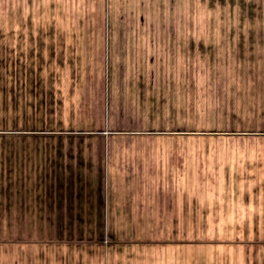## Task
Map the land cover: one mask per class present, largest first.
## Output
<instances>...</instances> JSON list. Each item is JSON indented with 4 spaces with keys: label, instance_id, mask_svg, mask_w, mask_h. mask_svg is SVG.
Segmentation results:
<instances>
[{
    "label": "crops",
    "instance_id": "obj_1",
    "mask_svg": "<svg viewBox=\"0 0 264 264\" xmlns=\"http://www.w3.org/2000/svg\"><path fill=\"white\" fill-rule=\"evenodd\" d=\"M191 6L186 14L194 15ZM216 9L219 19L205 26L218 30L211 39L264 37V0H220ZM234 10L242 14H232ZM151 12L150 23L142 25V39L154 40L151 52L159 64L153 65L157 58L148 53L145 69L162 76L164 27L161 14L157 18ZM45 25L46 53L49 39L65 38L54 35L58 25L49 26L50 34ZM193 28L188 15L187 21L176 22L170 38V75L178 77L173 86L181 91L173 101L187 105L194 101L189 75L195 70L188 68L189 53L195 51ZM220 50L209 49L216 56ZM184 59L186 66L179 67ZM45 60L43 55L46 76L60 72L46 68ZM230 71L238 72L237 79L264 76V70L256 69H203L204 77H224L217 88L203 86L204 123L217 126L202 130H196L193 117L171 119L173 128L165 132L89 128L87 122L85 129L0 132L49 140L41 148L22 151L26 155L15 150L0 159V264H264V131L241 128L237 119H226L232 128L220 121L224 105L219 102L228 90ZM262 82L254 88L264 93ZM247 85L243 88L252 89ZM251 109L254 115L256 108ZM256 115L257 120L246 123L261 120ZM164 135L175 142L166 154L117 142ZM195 138L209 142L197 148Z\"/></svg>",
    "mask_w": 264,
    "mask_h": 264
},
{
    "label": "rangeland",
    "instance_id": "obj_2",
    "mask_svg": "<svg viewBox=\"0 0 264 264\" xmlns=\"http://www.w3.org/2000/svg\"><path fill=\"white\" fill-rule=\"evenodd\" d=\"M219 1L0 0V132L58 127L85 129L87 123L91 125L89 128L165 132L173 128L171 119L180 121L193 117L196 130L217 126L204 123L202 91L203 86H211V90L217 88L216 85H221L217 81L224 76L204 77L203 69L240 68L244 72L256 69L260 73L264 70V37L211 39L218 36V30H209L205 26L210 20L216 22L219 19L216 11ZM187 5H194V15L186 14ZM151 10L157 18L161 14L164 27L162 66L165 72L162 76L149 75L145 69L149 67L148 53L157 58L153 65L158 67L159 64L156 52H151L154 40L142 39V25L150 23ZM232 14L242 13L234 10ZM188 15L190 25L194 20L195 26L191 29L195 51L194 55L189 53L188 59V68L193 67L195 72L189 75V80L193 79L189 93L193 85L195 88L192 90L194 101L187 105L181 99L173 101V95L181 91L173 86L178 77L170 75L173 63L170 38L176 22L187 21ZM46 23L49 34V26L61 27L54 35L59 34L65 39H49L51 46L47 48L50 52L45 53L43 31ZM238 23L242 25L241 18ZM220 36L225 34L222 32ZM206 38L210 39L206 41ZM214 46L220 47L221 54L216 56L209 51ZM43 55L48 60H45L46 68H60V72L52 71L46 76ZM185 61L180 60L179 67L186 66ZM234 75L238 72L230 71V80L226 81L228 90L221 95L219 105H224V119L220 121L224 120L226 127L232 128V120L237 119V126L241 128L264 131V93L254 88L263 83L264 76L247 74L237 79ZM250 79L255 82L248 83ZM247 84H252V89H245ZM243 97L248 101H243L241 106ZM251 108H256L254 115ZM257 112L261 120L246 123L257 120ZM49 120L66 123H45ZM79 122L87 123L76 124ZM46 141L49 140L40 136L0 135V159L15 150L26 155L22 151L41 148ZM117 142L126 148L162 149L164 154L175 143L167 135L142 139L124 137ZM194 142L200 148L202 143L209 141L195 138Z\"/></svg>",
    "mask_w": 264,
    "mask_h": 264
}]
</instances>
